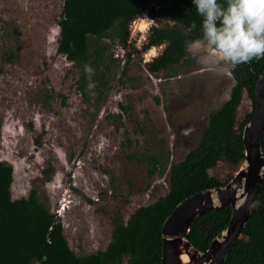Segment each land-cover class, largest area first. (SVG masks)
<instances>
[{"label": "rangeland", "instance_id": "obj_1", "mask_svg": "<svg viewBox=\"0 0 264 264\" xmlns=\"http://www.w3.org/2000/svg\"><path fill=\"white\" fill-rule=\"evenodd\" d=\"M63 1L0 0V161L12 168V199L35 191L70 250L86 256L105 250L115 221L160 203L170 165L206 143L218 145L209 174L229 181L239 166L225 164L224 147L250 114L243 104V121L218 125L232 65L217 63L203 40L187 46L173 76L148 71L165 46L142 47L153 28L173 25L167 19L129 23L125 45L104 40V79L82 93L78 70L56 52Z\"/></svg>", "mask_w": 264, "mask_h": 264}, {"label": "trees", "instance_id": "obj_2", "mask_svg": "<svg viewBox=\"0 0 264 264\" xmlns=\"http://www.w3.org/2000/svg\"><path fill=\"white\" fill-rule=\"evenodd\" d=\"M145 14L150 19H167L173 24L153 28L142 47L146 51L164 45L160 55L146 66L152 74L166 71L173 76L171 67L185 62L187 46L202 40V18L192 0L63 1L56 52L78 70V88L82 93L104 79L109 46L104 40H116L125 45L129 23ZM193 22L195 28L191 27ZM129 61L128 53L125 63ZM89 68L91 72L87 71ZM263 73L264 59L232 66L230 74L234 85L229 99L220 108L219 126L231 127L243 90L255 110V85ZM251 117L252 114L248 115L244 124ZM244 124L231 147H224L225 164L232 170L243 160L241 131ZM217 151V143L208 142L198 154H187L182 161L171 164L168 191L163 200L136 209L125 223L115 221L105 250L86 256H76L70 250L59 219L39 201L35 191L26 198L12 199V168L0 161V264H123L126 258L127 264H160L161 227L175 206L202 190L224 184L209 174ZM149 159L155 167L158 160L152 155ZM230 213V208L226 207L198 217L190 228V244L204 252L212 239L227 227ZM223 264H264V180L242 236Z\"/></svg>", "mask_w": 264, "mask_h": 264}, {"label": "water", "instance_id": "obj_3", "mask_svg": "<svg viewBox=\"0 0 264 264\" xmlns=\"http://www.w3.org/2000/svg\"><path fill=\"white\" fill-rule=\"evenodd\" d=\"M254 93L255 110L245 93L235 108V119L237 115L240 121L244 120L239 115L243 104L249 105L248 114H252L242 129L243 160L238 170L225 184L202 190L175 206L161 227L160 264H223L242 236L264 180V73ZM226 207L231 211L227 227L204 252L195 249L188 240L193 222L208 211Z\"/></svg>", "mask_w": 264, "mask_h": 264}, {"label": "clouds", "instance_id": "obj_4", "mask_svg": "<svg viewBox=\"0 0 264 264\" xmlns=\"http://www.w3.org/2000/svg\"><path fill=\"white\" fill-rule=\"evenodd\" d=\"M192 3L202 18L203 43L217 63L237 66L264 59V0H192ZM137 19L149 20L151 25L157 23L147 14ZM191 27H196L195 22Z\"/></svg>", "mask_w": 264, "mask_h": 264}, {"label": "built area", "instance_id": "obj_5", "mask_svg": "<svg viewBox=\"0 0 264 264\" xmlns=\"http://www.w3.org/2000/svg\"><path fill=\"white\" fill-rule=\"evenodd\" d=\"M144 17H146V14L144 15ZM138 21H139L138 19L137 20H133L131 22L130 28H132V25L134 26Z\"/></svg>", "mask_w": 264, "mask_h": 264}, {"label": "bare ground", "instance_id": "obj_6", "mask_svg": "<svg viewBox=\"0 0 264 264\" xmlns=\"http://www.w3.org/2000/svg\"><path fill=\"white\" fill-rule=\"evenodd\" d=\"M139 23H140V28H142L145 24L143 21H140Z\"/></svg>", "mask_w": 264, "mask_h": 264}]
</instances>
